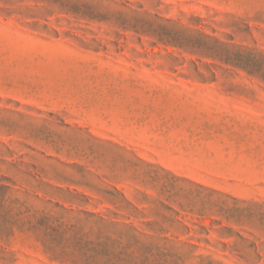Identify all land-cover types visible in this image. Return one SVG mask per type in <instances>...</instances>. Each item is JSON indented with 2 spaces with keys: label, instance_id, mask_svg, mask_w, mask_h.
Masks as SVG:
<instances>
[{
  "label": "rangeland",
  "instance_id": "obj_1",
  "mask_svg": "<svg viewBox=\"0 0 264 264\" xmlns=\"http://www.w3.org/2000/svg\"><path fill=\"white\" fill-rule=\"evenodd\" d=\"M264 0H0V264H264Z\"/></svg>",
  "mask_w": 264,
  "mask_h": 264
},
{
  "label": "trees",
  "instance_id": "obj_2",
  "mask_svg": "<svg viewBox=\"0 0 264 264\" xmlns=\"http://www.w3.org/2000/svg\"><path fill=\"white\" fill-rule=\"evenodd\" d=\"M235 66L242 68L244 70H248L250 74H261V77L264 78V73H261V65L258 62L253 61L252 59L249 58H241L238 57L235 61Z\"/></svg>",
  "mask_w": 264,
  "mask_h": 264
}]
</instances>
